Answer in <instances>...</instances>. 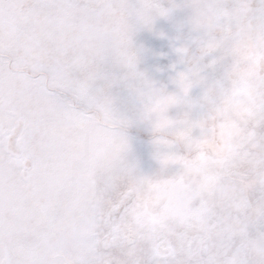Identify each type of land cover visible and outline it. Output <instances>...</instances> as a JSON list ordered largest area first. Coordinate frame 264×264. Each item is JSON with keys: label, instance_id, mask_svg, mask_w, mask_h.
Instances as JSON below:
<instances>
[{"label": "snow or ice", "instance_id": "snow-or-ice-1", "mask_svg": "<svg viewBox=\"0 0 264 264\" xmlns=\"http://www.w3.org/2000/svg\"><path fill=\"white\" fill-rule=\"evenodd\" d=\"M178 7L191 11L163 82L133 35ZM238 46L262 59L234 73ZM218 111L222 147L201 123ZM0 264H264V0H0Z\"/></svg>", "mask_w": 264, "mask_h": 264}, {"label": "rangeland", "instance_id": "rangeland-1", "mask_svg": "<svg viewBox=\"0 0 264 264\" xmlns=\"http://www.w3.org/2000/svg\"><path fill=\"white\" fill-rule=\"evenodd\" d=\"M163 6L167 7L170 2L182 4L183 0H158ZM190 9L178 7L174 9L169 17H158L151 30L140 28L137 30L133 39L142 51L139 57L138 67L145 71L149 76L163 82H167L170 75V65L177 59L171 47L170 38L178 34L179 26L190 14ZM184 35H187V27H184ZM163 33V35H160ZM171 89V85H168ZM111 95L115 99L116 107L119 111L132 115L136 111V104L133 97L123 84L114 85L110 89ZM199 93L198 88L193 89V95ZM175 110H173L174 112ZM231 134V121L226 119L221 126L219 134L220 145L222 147L226 139ZM127 135L131 145V153L135 158L139 168L151 173L157 167L156 161L151 155V132L149 127L140 122L134 121L127 129ZM197 159L200 163H207L211 157L201 152ZM152 208L159 204V198L150 197L147 201Z\"/></svg>", "mask_w": 264, "mask_h": 264}, {"label": "clouds", "instance_id": "clouds-1", "mask_svg": "<svg viewBox=\"0 0 264 264\" xmlns=\"http://www.w3.org/2000/svg\"><path fill=\"white\" fill-rule=\"evenodd\" d=\"M262 59V55L260 53L254 52L251 48H247L245 46H238L236 48V63L240 65L238 69L234 68V73H242L251 68L250 64L246 62L251 60L252 63H259ZM227 107V104L224 105V108ZM182 119L185 117L182 115ZM226 119L221 116V113L218 111L214 114H210L207 119L202 120V125L207 126L209 129L215 130V137L218 139L221 126L225 124ZM215 143V140L212 135L202 136L196 143L193 145L194 148H198L201 150H207L211 148V146ZM200 153H197L199 155Z\"/></svg>", "mask_w": 264, "mask_h": 264}]
</instances>
